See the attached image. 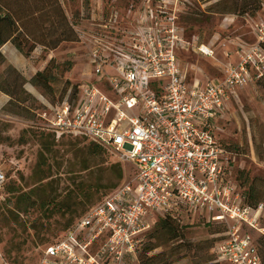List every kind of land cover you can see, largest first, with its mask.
I'll return each mask as SVG.
<instances>
[{
  "label": "built area",
  "instance_id": "1",
  "mask_svg": "<svg viewBox=\"0 0 264 264\" xmlns=\"http://www.w3.org/2000/svg\"><path fill=\"white\" fill-rule=\"evenodd\" d=\"M143 2L133 27L115 32L109 45H87L96 78L78 85L73 103L66 96L38 113L45 130L95 141L132 174L46 246L37 264L135 262L152 220L177 212L225 226L213 249L219 261L261 264L249 229L264 235V203L242 204L217 123L236 89L264 78V21L255 26L253 45L235 49V63L224 65L221 78L189 81L178 50L208 57L214 50L184 38L167 1ZM5 180L0 168V189ZM0 264L10 263L0 254Z\"/></svg>",
  "mask_w": 264,
  "mask_h": 264
},
{
  "label": "rangeland",
  "instance_id": "2",
  "mask_svg": "<svg viewBox=\"0 0 264 264\" xmlns=\"http://www.w3.org/2000/svg\"><path fill=\"white\" fill-rule=\"evenodd\" d=\"M143 1L62 0L69 19L78 24L81 42L65 40L51 49L35 45L25 55L33 44L30 40L20 52L26 59L21 68H11L6 59L0 64V168L6 175L0 189V254L5 260L37 264L43 248L61 236L67 223L130 179L128 163L113 153H91L88 141L69 133L53 138L42 128L38 113L43 103L61 97L73 103L74 88L96 78L87 45L94 41L109 45L115 32L133 27ZM165 1L174 9L184 38L214 50L213 57L193 48L178 50L189 81L221 78L224 65L235 58V49L253 45L255 26L264 21V0ZM60 28L51 30L46 40H54ZM47 66L55 77L51 88L33 86L32 75ZM217 124V136L233 159L232 180L245 191L257 179L256 203H264V78L236 89ZM113 163L120 165L121 179L109 168ZM48 203L54 206L51 213L45 210ZM207 221L193 212L180 213L173 224L181 237L173 239L157 223L151 225L142 238L140 264L147 257H153L152 264H226L213 252L225 238V229ZM260 226L264 227V211ZM249 231L264 259V235Z\"/></svg>",
  "mask_w": 264,
  "mask_h": 264
},
{
  "label": "trees",
  "instance_id": "3",
  "mask_svg": "<svg viewBox=\"0 0 264 264\" xmlns=\"http://www.w3.org/2000/svg\"><path fill=\"white\" fill-rule=\"evenodd\" d=\"M240 6L242 7V4L239 5V7ZM236 9L237 8H234L233 11H235ZM55 18L57 19L56 21ZM59 27H61L60 28L61 31L59 32L57 37L52 41H47L46 36L50 35V31L54 30L55 28L58 31ZM77 27L78 24L69 19L63 7L62 0H0V46L10 41L18 51L23 52L25 46H27L28 41L32 40L33 44L27 47V51L24 52L25 55H29L30 52L35 47V45H40L45 49L47 48L51 49L57 47L61 42L65 40L73 41L76 39V41H79ZM261 46L264 47V43H261ZM4 61H5V57L0 51V64H2ZM10 67L15 69V67L13 66ZM54 79L55 77L53 73L50 72L49 67L47 66L43 70L34 73L30 79V82L35 87L49 89L51 88L50 86L51 83L54 81ZM77 90H78V85L74 88L73 94L75 93L76 95ZM62 98L63 97H61L56 102L51 101L50 105L56 106L60 104V102L64 99ZM43 104L47 105L46 103ZM47 132L50 133L51 136L56 139L66 135V134H58L55 131H47ZM67 135H71L75 138H80L88 141L89 150L91 153H99L101 151H104L112 154V152H110L108 149L104 148L95 141L88 139L85 136L79 134H67ZM109 168L114 173H116L120 179L122 178L121 167L118 163H113ZM83 169H86V167ZM256 180L257 179H254L252 181V183L247 188V190L245 191L239 190L242 196V204L253 207L259 204L256 203L257 189L254 184ZM111 191H109L108 193H110ZM106 195L104 197H106ZM253 197L255 199H253ZM251 200L255 201V203L251 202ZM45 210L48 213H51L52 211H54V206H50V204L48 203L46 205ZM85 211L81 215H79L73 223L66 224L67 227L66 230L63 231L61 236L56 241L60 240L63 237L65 232L75 224V222L85 213ZM180 213L181 212H177L174 215L158 216L152 220V225L157 223V226L164 228L167 232H169L167 234H169V237L171 239L177 237L180 238L181 233H177V228L173 224L174 221L180 220ZM207 222L215 223L211 221H207ZM41 224H42L41 227H43L44 224L43 223ZM222 226L225 229V226L224 225ZM48 245L49 244H47L46 246ZM45 247L43 248V250L45 249ZM140 249L138 250L137 253V261L129 262L128 264H140ZM152 258L153 257H147L145 259H142L141 264H152L151 263ZM260 258H261V264H264V259H262L261 254H260ZM9 263L14 264L10 261Z\"/></svg>",
  "mask_w": 264,
  "mask_h": 264
},
{
  "label": "crops",
  "instance_id": "4",
  "mask_svg": "<svg viewBox=\"0 0 264 264\" xmlns=\"http://www.w3.org/2000/svg\"><path fill=\"white\" fill-rule=\"evenodd\" d=\"M0 50L2 51L8 64H10L11 66L17 69L21 68L22 65H24V60L26 59L20 54V51H18L10 41L2 44L0 46ZM230 62L235 63V58Z\"/></svg>",
  "mask_w": 264,
  "mask_h": 264
}]
</instances>
